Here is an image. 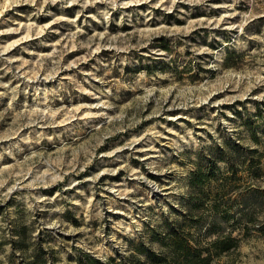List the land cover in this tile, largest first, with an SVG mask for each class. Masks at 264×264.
<instances>
[{
	"label": "rangeland",
	"instance_id": "rangeland-1",
	"mask_svg": "<svg viewBox=\"0 0 264 264\" xmlns=\"http://www.w3.org/2000/svg\"><path fill=\"white\" fill-rule=\"evenodd\" d=\"M174 225L264 264V0H0V264H149Z\"/></svg>",
	"mask_w": 264,
	"mask_h": 264
},
{
	"label": "trees",
	"instance_id": "trees-1",
	"mask_svg": "<svg viewBox=\"0 0 264 264\" xmlns=\"http://www.w3.org/2000/svg\"><path fill=\"white\" fill-rule=\"evenodd\" d=\"M167 45H165L166 47ZM200 177L197 176V182ZM25 230H20L22 242L25 240ZM159 241L162 245L168 247L169 254L161 255L155 254L146 250V255L149 259V264H207L211 259V249H218L219 251H226L237 246L239 240L233 237L230 233L223 234L218 232L212 235L211 239L207 241L206 246L202 247L199 244L195 245L193 237L189 232H181L177 225L168 227L166 235L160 237ZM206 250L207 253H204ZM90 264L100 263L98 258L92 257L85 253ZM29 264V263H24ZM120 264V263H119Z\"/></svg>",
	"mask_w": 264,
	"mask_h": 264
},
{
	"label": "bare ground",
	"instance_id": "bare-ground-1",
	"mask_svg": "<svg viewBox=\"0 0 264 264\" xmlns=\"http://www.w3.org/2000/svg\"><path fill=\"white\" fill-rule=\"evenodd\" d=\"M226 19V18H225ZM228 20V19H227ZM226 20V21H227ZM230 22V21H229ZM231 23V22H230ZM25 25V24H24ZM28 25V24H27ZM27 35V34H26ZM29 37V36H28ZM27 39V38H26ZM23 70H24V68H23ZM29 70V69H28ZM31 70V69H30ZM34 71V70H33ZM41 71V70H40ZM26 72H27V70H26ZM29 73H30V71H28ZM24 73V72H23ZM26 74V73H25ZM39 74V73H38ZM26 76V75H25ZM28 77V76H27ZM31 77V76H30ZM29 77V78H30ZM31 80V79H30ZM34 83H30L28 86H36L37 87V90L39 89V86H42V76L41 77H36L35 79H33L32 80ZM45 82V81H44ZM27 83V82H26ZM27 86V87H28ZM36 89V88H35ZM40 108V107H39ZM42 109V108H41ZM41 113V112H40ZM166 136V135H165ZM169 137V136H168ZM166 138V137H165ZM149 158V157H148ZM147 159V158H146ZM152 162V161H151ZM150 163V162H149ZM137 176V175H136ZM159 184V183H158ZM114 185V184H113ZM149 185H150V188H151V190L152 191H158L159 192V187H158V185L157 184H155V183H153V181L152 182H150L149 183ZM112 186V185H111ZM110 186V187H111ZM115 186V185H114ZM117 186V185H116ZM126 188V187H125ZM114 192H118L120 189L119 188H117L116 189V187L114 188V189H112ZM122 190V189H121ZM125 190V189H124ZM110 191V190H109ZM127 191V190H126ZM105 192V191H104ZM123 192V191H122ZM125 192V191H124ZM111 193V192H110ZM117 194V193H116ZM119 197V196H118ZM121 197V196H120ZM111 198V197H110ZM115 202V201H114ZM122 203V202H121ZM120 204V203H119ZM114 205V204H113ZM112 207V206H111ZM123 211V210H122ZM127 213V212H126ZM129 223V222H128Z\"/></svg>",
	"mask_w": 264,
	"mask_h": 264
}]
</instances>
